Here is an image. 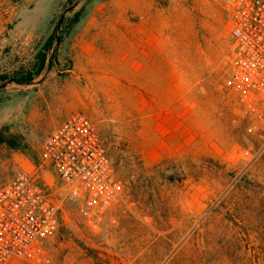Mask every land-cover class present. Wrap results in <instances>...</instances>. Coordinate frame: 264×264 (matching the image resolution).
<instances>
[{
    "label": "rangeland",
    "instance_id": "rangeland-1",
    "mask_svg": "<svg viewBox=\"0 0 264 264\" xmlns=\"http://www.w3.org/2000/svg\"><path fill=\"white\" fill-rule=\"evenodd\" d=\"M75 1L0 0V184L83 112L124 189L95 226L66 203L49 264H264V138L227 83L226 0H83L57 46Z\"/></svg>",
    "mask_w": 264,
    "mask_h": 264
},
{
    "label": "built area",
    "instance_id": "built-area-1",
    "mask_svg": "<svg viewBox=\"0 0 264 264\" xmlns=\"http://www.w3.org/2000/svg\"><path fill=\"white\" fill-rule=\"evenodd\" d=\"M226 11L227 83L254 122L250 130L264 138V0H226ZM123 195L95 123L83 112L71 113L45 141L39 163L0 184V264H49L46 243L59 231L66 203L78 204L95 226Z\"/></svg>",
    "mask_w": 264,
    "mask_h": 264
},
{
    "label": "trees",
    "instance_id": "trees-1",
    "mask_svg": "<svg viewBox=\"0 0 264 264\" xmlns=\"http://www.w3.org/2000/svg\"><path fill=\"white\" fill-rule=\"evenodd\" d=\"M54 43V37L51 36L48 41L46 42L44 49L39 52L38 55V64L36 65L35 72L33 73H24L20 74L19 76L15 77V81L20 83L30 82L33 80L34 76L39 75L46 66V60H47V53L52 49ZM1 80H5L6 77H1ZM8 144H10L13 148H18V146L13 143L11 140H6ZM0 142H4L1 138V132H0Z\"/></svg>",
    "mask_w": 264,
    "mask_h": 264
},
{
    "label": "water",
    "instance_id": "water-1",
    "mask_svg": "<svg viewBox=\"0 0 264 264\" xmlns=\"http://www.w3.org/2000/svg\"><path fill=\"white\" fill-rule=\"evenodd\" d=\"M83 0H76L72 5H70L67 9H65L63 12H62V15L59 19V22H58V25H57V33H56V44L57 46L59 45L60 43V36H59V33L61 32V29H62V26H63V23L65 21V17L66 15L72 11L80 2H82ZM55 53L56 51H53V53L51 54V58L49 60V63H48V67H47V73L50 71L51 69V66H52V62H53V59H54V56H55ZM13 80H10L9 82H12ZM16 83H19L17 81H15ZM33 82H26V83H19V84H31ZM7 86V83H4L3 85H0V88H4Z\"/></svg>",
    "mask_w": 264,
    "mask_h": 264
},
{
    "label": "crops",
    "instance_id": "crops-1",
    "mask_svg": "<svg viewBox=\"0 0 264 264\" xmlns=\"http://www.w3.org/2000/svg\"><path fill=\"white\" fill-rule=\"evenodd\" d=\"M45 178H46L47 181H50V179H51V175H50V174H48V175L45 174ZM9 180H10V179H9ZM7 181H8V180H7Z\"/></svg>",
    "mask_w": 264,
    "mask_h": 264
}]
</instances>
